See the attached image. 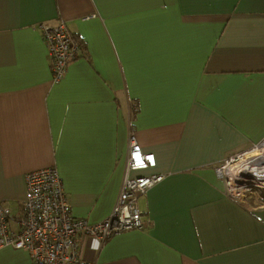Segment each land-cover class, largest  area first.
Here are the masks:
<instances>
[{
	"label": "crops",
	"instance_id": "obj_1",
	"mask_svg": "<svg viewBox=\"0 0 264 264\" xmlns=\"http://www.w3.org/2000/svg\"><path fill=\"white\" fill-rule=\"evenodd\" d=\"M63 19L80 56L56 82L40 25ZM136 110L133 111V109ZM162 174L143 228L78 235L93 264H264V198L237 202L218 167L264 139V0H0V204L55 167L73 217H107L128 134ZM0 248V264H33Z\"/></svg>",
	"mask_w": 264,
	"mask_h": 264
},
{
	"label": "built area",
	"instance_id": "obj_2",
	"mask_svg": "<svg viewBox=\"0 0 264 264\" xmlns=\"http://www.w3.org/2000/svg\"><path fill=\"white\" fill-rule=\"evenodd\" d=\"M39 29L50 60L52 80L56 82L65 74L67 63L80 56L81 48L63 19L54 24L42 23ZM134 134V130L128 134L125 174L107 217L92 224L73 217L56 168L32 170L24 175L25 199L15 229L8 226L10 210L0 204V248L24 249L33 264H93L81 259L78 235L94 236L104 241L125 230L142 229V211L137 199L163 175L128 174L131 170L142 171L155 165L153 153L143 151ZM263 152L264 139L250 150L231 154L216 167L217 174L224 181L226 194L233 200L241 203L253 194L264 198V173L259 176L252 167L255 162H263Z\"/></svg>",
	"mask_w": 264,
	"mask_h": 264
},
{
	"label": "bare ground",
	"instance_id": "obj_3",
	"mask_svg": "<svg viewBox=\"0 0 264 264\" xmlns=\"http://www.w3.org/2000/svg\"><path fill=\"white\" fill-rule=\"evenodd\" d=\"M254 153V151L252 152ZM259 157V154H257V158ZM261 158L263 159V162H255L252 167L254 169V171L256 172V174H259V176H261L264 173V152L262 153Z\"/></svg>",
	"mask_w": 264,
	"mask_h": 264
},
{
	"label": "trees",
	"instance_id": "obj_4",
	"mask_svg": "<svg viewBox=\"0 0 264 264\" xmlns=\"http://www.w3.org/2000/svg\"><path fill=\"white\" fill-rule=\"evenodd\" d=\"M70 33H71V31H70ZM71 35L75 38V40L77 39V37H76L75 35H73L72 33H71ZM78 41H79V40H78ZM79 45H80V48H82L80 42H79Z\"/></svg>",
	"mask_w": 264,
	"mask_h": 264
},
{
	"label": "rangeland",
	"instance_id": "obj_5",
	"mask_svg": "<svg viewBox=\"0 0 264 264\" xmlns=\"http://www.w3.org/2000/svg\"><path fill=\"white\" fill-rule=\"evenodd\" d=\"M250 150V149H249Z\"/></svg>",
	"mask_w": 264,
	"mask_h": 264
}]
</instances>
